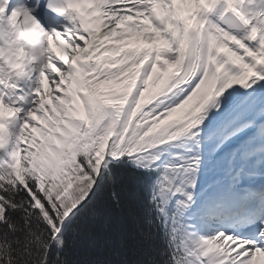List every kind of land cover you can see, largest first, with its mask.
Returning <instances> with one entry per match:
<instances>
[{"label": "snow or ice", "instance_id": "obj_1", "mask_svg": "<svg viewBox=\"0 0 264 264\" xmlns=\"http://www.w3.org/2000/svg\"><path fill=\"white\" fill-rule=\"evenodd\" d=\"M0 264H264V0H0Z\"/></svg>", "mask_w": 264, "mask_h": 264}]
</instances>
